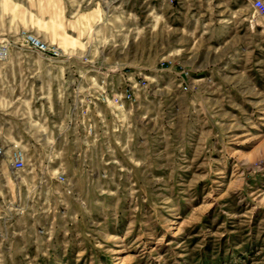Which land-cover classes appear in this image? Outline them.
<instances>
[{"label":"rangeland","instance_id":"rangeland-1","mask_svg":"<svg viewBox=\"0 0 264 264\" xmlns=\"http://www.w3.org/2000/svg\"><path fill=\"white\" fill-rule=\"evenodd\" d=\"M0 264H264L250 0H0Z\"/></svg>","mask_w":264,"mask_h":264},{"label":"built area","instance_id":"built-area-1","mask_svg":"<svg viewBox=\"0 0 264 264\" xmlns=\"http://www.w3.org/2000/svg\"><path fill=\"white\" fill-rule=\"evenodd\" d=\"M254 8H255V11L264 17V0H255L254 3ZM35 37L31 36V39L34 40ZM41 42L40 41H36V44H40ZM25 164V160H24V155H23V152L20 150V151H17L16 154H15V158H14V165L17 167V168H23Z\"/></svg>","mask_w":264,"mask_h":264},{"label":"crops","instance_id":"crops-1","mask_svg":"<svg viewBox=\"0 0 264 264\" xmlns=\"http://www.w3.org/2000/svg\"><path fill=\"white\" fill-rule=\"evenodd\" d=\"M254 1H255V0H250L251 4H253V3H254ZM253 7H254V5H253ZM254 9H255V8H254Z\"/></svg>","mask_w":264,"mask_h":264},{"label":"bare ground","instance_id":"bare-ground-1","mask_svg":"<svg viewBox=\"0 0 264 264\" xmlns=\"http://www.w3.org/2000/svg\"><path fill=\"white\" fill-rule=\"evenodd\" d=\"M35 43H36V41H39L37 38H34V40H33Z\"/></svg>","mask_w":264,"mask_h":264}]
</instances>
